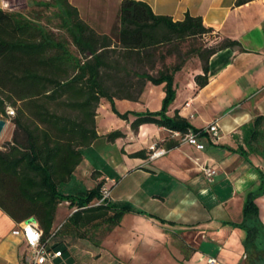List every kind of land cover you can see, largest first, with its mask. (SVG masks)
Here are the masks:
<instances>
[{"label": "crops", "instance_id": "1", "mask_svg": "<svg viewBox=\"0 0 264 264\" xmlns=\"http://www.w3.org/2000/svg\"><path fill=\"white\" fill-rule=\"evenodd\" d=\"M68 1L95 28L117 21L121 0ZM140 1L153 13L174 21L182 20L186 13L199 16L213 29V40L235 39L245 49L225 48L214 53L208 62V83L201 88L194 81L196 74H202L197 58L186 62L174 75L176 96L167 114L178 112L196 129L217 122L219 136H200L203 147L198 148L180 143L171 137L169 129L153 123H143L133 130L131 114L127 120L117 117L115 126L101 125L105 116L100 115L99 107L106 114L110 110L109 103L101 100L95 116L99 137L81 148L80 163L70 180L58 189L62 192L65 185L71 192L62 193L77 194L104 181L111 185L110 202L128 203L141 213H125L98 246L85 239L63 242L61 256L45 264H136L129 236L140 238L143 244L153 241L179 252L185 250L188 259L206 253L205 258L199 257L205 264L208 257L220 264H238L247 257L246 232L234 223L242 222L245 196L259 185L260 173L264 178V158L248 150V135L242 129L257 116L264 118V0L242 5H236L235 0ZM7 2L0 0V8L4 9ZM163 96V84L147 82L136 100L115 98L114 104L121 113L157 111ZM257 129L264 133V124ZM113 130L123 136L108 141L105 135ZM167 140L179 144L168 149L162 144ZM153 144L164 148L165 154L151 159L149 146ZM141 149L146 158L129 155ZM209 170L215 173L207 176L205 171ZM256 203L264 220V194L256 198ZM67 204L63 201L57 206L54 228L60 225L56 221L59 207ZM67 209L61 220L73 211ZM18 225L0 208V264H26L22 238L14 233Z\"/></svg>", "mask_w": 264, "mask_h": 264}, {"label": "trees", "instance_id": "2", "mask_svg": "<svg viewBox=\"0 0 264 264\" xmlns=\"http://www.w3.org/2000/svg\"><path fill=\"white\" fill-rule=\"evenodd\" d=\"M50 1L57 8L59 28L66 37L57 36L37 20L0 8V115L7 116L8 104L16 107L15 115L8 114L14 125L11 137L0 149V208L18 223L34 218L42 230V242L62 252L63 242L88 238L91 228L103 225V237L125 213H141L128 203L90 205L100 197L104 181L77 194L58 189L80 163L81 148L99 137L95 116L100 101H107L118 118L127 120L133 115V130L153 123L181 132L191 128L203 136L204 129L193 128L178 112L167 114L176 96L174 75L197 58L202 74H196L194 81L201 88L208 83V62L214 53L225 48L245 49L230 38L214 45L206 43L213 29L201 17L186 13L182 20L174 21L153 13L140 0L120 1L117 21L109 33L94 30L68 0ZM249 1L235 0V4ZM147 82L163 84L160 109L119 112L114 99L136 100ZM128 88L138 89L137 95L127 93ZM261 123L264 118L257 116L242 129L248 135V150L264 158V133L257 129ZM121 136V131L113 130L105 138L113 141ZM162 144L169 149L179 143L167 140ZM129 155L146 158L144 149ZM262 194L260 173L259 185L245 196L242 222L234 223L246 232V251L259 231L264 234L256 203ZM63 201L73 211L54 228L57 206Z\"/></svg>", "mask_w": 264, "mask_h": 264}, {"label": "rangeland", "instance_id": "3", "mask_svg": "<svg viewBox=\"0 0 264 264\" xmlns=\"http://www.w3.org/2000/svg\"><path fill=\"white\" fill-rule=\"evenodd\" d=\"M112 5H114L112 3ZM5 11L20 13L25 15L31 19L39 21L42 25H44L47 29L53 31L59 37H66V32L59 28V19L57 18V8L54 7L50 0H8L7 6L3 9ZM112 21L109 23L108 26H101L93 28L99 33H109L112 27ZM216 41L213 40V35H209L206 39V43H210L211 45L216 44ZM127 93H131L133 95H137L138 89H127ZM112 93L119 92L117 90H112ZM118 94H125L124 91L119 92ZM106 102L102 99V103ZM7 109H13L14 115L16 112V107L13 105H9L6 107ZM100 115L105 116V118L101 119V125L104 124L106 126H115L117 116L107 109L108 112L103 110L100 106ZM74 114V113H73ZM11 117L7 114V116L0 115V118L7 122L5 128L3 129L0 135V149L2 145L8 141L11 137L12 130H13V123L11 122ZM62 192H71L67 191V187L65 185L61 186ZM67 207L71 208L68 204L67 206L63 207L60 206L57 214V223H61L65 220H61L62 217L67 213ZM73 209V208H72ZM60 221V222H59ZM260 222L264 226V220L260 219ZM57 226V224L55 225ZM104 229L103 225H100L99 228L93 229L91 228L88 232V238H83L86 242H91L93 245L98 246L99 242L102 239V232ZM101 234V235H100ZM132 239L131 245V252L134 253L136 256L135 261L136 264H205L202 261L207 255L206 253H196L191 258H187V251L183 250L181 252L176 251L169 246H162L161 244L154 243L153 241H146V243H142L140 238L136 236H129L128 239ZM112 248V246H111ZM247 257L242 258L241 262L243 264H264V234L258 233L253 244L250 246L248 251L246 252ZM202 257L200 260L199 257ZM184 257V258H183ZM239 262L238 264H241Z\"/></svg>", "mask_w": 264, "mask_h": 264}, {"label": "built area", "instance_id": "4", "mask_svg": "<svg viewBox=\"0 0 264 264\" xmlns=\"http://www.w3.org/2000/svg\"><path fill=\"white\" fill-rule=\"evenodd\" d=\"M9 115H14L13 109H7ZM204 131L215 139L219 136V128L217 122L209 124ZM171 137L177 138L180 143H190L198 148H202L199 142L200 133L188 128L186 132L178 130H169ZM166 150L161 147H156L154 144L149 146V157L151 159L165 154ZM207 176L215 173L214 170L205 171ZM100 197L91 201L90 205L96 206L101 203L110 201L111 199V185L103 183L99 189ZM60 226V225H59ZM14 233L19 234L25 246V261L26 264H45L55 257L61 256L60 250L49 248L42 242V230L38 222L34 218H28L19 222L17 230ZM206 264H220L215 258L208 257Z\"/></svg>", "mask_w": 264, "mask_h": 264}, {"label": "water", "instance_id": "5", "mask_svg": "<svg viewBox=\"0 0 264 264\" xmlns=\"http://www.w3.org/2000/svg\"><path fill=\"white\" fill-rule=\"evenodd\" d=\"M7 122L5 120H3L2 118H0V135L3 131V129L5 128Z\"/></svg>", "mask_w": 264, "mask_h": 264}]
</instances>
